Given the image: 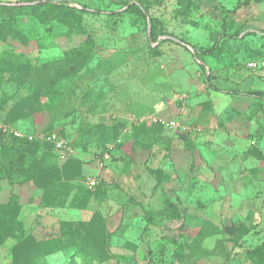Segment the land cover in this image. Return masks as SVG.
<instances>
[{
	"label": "rangeland",
	"instance_id": "rangeland-1",
	"mask_svg": "<svg viewBox=\"0 0 264 264\" xmlns=\"http://www.w3.org/2000/svg\"><path fill=\"white\" fill-rule=\"evenodd\" d=\"M44 1L0 0V264H264V0Z\"/></svg>",
	"mask_w": 264,
	"mask_h": 264
},
{
	"label": "trees",
	"instance_id": "trees-1",
	"mask_svg": "<svg viewBox=\"0 0 264 264\" xmlns=\"http://www.w3.org/2000/svg\"><path fill=\"white\" fill-rule=\"evenodd\" d=\"M50 3H51L50 0H45L44 2H41V3H38V4H34L31 7L32 8H39V7L46 6V5L50 4ZM151 38L152 39H155V34H154L153 31H151ZM215 47H216V45H213L208 50H206V52L207 53L211 52ZM155 49L158 52L157 48H155ZM254 94H256L257 96H260L261 92L260 91H255ZM6 126H8V125H6ZM15 137L19 141L18 142L19 145H26V146H29V145L38 146L39 144L44 145L53 154V156L55 157V160L56 161L58 160V157H57L58 155H57L56 151L54 150V146H53V144L51 142L46 141V140H40V139H38L36 137L31 138V139H28L26 136H24V137H17V136H15ZM77 161H79V158L77 156L73 155V156H69V158H67L63 162L66 163V162H77ZM68 254H69L68 257L69 258L71 257V259H72L71 260L72 264H89L91 262L90 256H88L86 253H84V251L82 249H80V246H78V245H74L70 249V251H69ZM76 258H79L80 259L79 262L76 261ZM63 264H65V263H63Z\"/></svg>",
	"mask_w": 264,
	"mask_h": 264
},
{
	"label": "built area",
	"instance_id": "built-area-1",
	"mask_svg": "<svg viewBox=\"0 0 264 264\" xmlns=\"http://www.w3.org/2000/svg\"><path fill=\"white\" fill-rule=\"evenodd\" d=\"M251 67L254 68H258L259 70L262 71V75L264 76V58H262L261 60H259L258 62H252L250 63ZM168 125H174L173 121H169L167 122ZM4 131H8L10 130L15 136L17 137H24L26 136L28 139L31 138H38L40 140H46L49 141L53 144L54 146V150L57 153V157L59 161H62L64 158L72 156L74 151L72 150V148L67 144V142H65L63 139L61 138H57L54 134H43V135H23L21 132H19L18 130H15L13 128H10L9 126H4L3 128ZM86 185L91 187L93 185H95V180L94 178H90L86 180Z\"/></svg>",
	"mask_w": 264,
	"mask_h": 264
}]
</instances>
